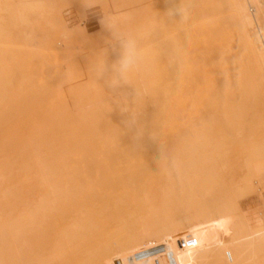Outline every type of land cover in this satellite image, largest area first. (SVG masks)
<instances>
[{
  "label": "rangeland",
  "instance_id": "1",
  "mask_svg": "<svg viewBox=\"0 0 264 264\" xmlns=\"http://www.w3.org/2000/svg\"><path fill=\"white\" fill-rule=\"evenodd\" d=\"M17 1L0 0V264H154L149 237L139 252L132 238L152 226L202 119L220 215L207 233L178 225L174 245L192 232L205 250L184 264H229L243 244L264 264V226L240 205L264 179V61L238 47L248 27L227 2L34 0L10 27Z\"/></svg>",
  "mask_w": 264,
  "mask_h": 264
},
{
  "label": "bare ground",
  "instance_id": "2",
  "mask_svg": "<svg viewBox=\"0 0 264 264\" xmlns=\"http://www.w3.org/2000/svg\"><path fill=\"white\" fill-rule=\"evenodd\" d=\"M225 1L234 12L233 21L238 25H245L248 27V29L245 32H242L239 36L237 40L238 47L245 52L246 56L250 60H258L257 62H259V60L264 61V18H262L264 14L262 11L263 0ZM33 2L34 0H18L15 2L13 5L14 15L13 20L10 23V27H17V23L19 21L18 14L26 10L31 11L33 9ZM8 8L9 6H5V9ZM165 55L167 56L169 54L166 52ZM255 72L264 73V67L255 69ZM134 87L136 88V86ZM109 89H112L111 91L113 94L119 92L118 86H111ZM95 122L98 123L100 120H96ZM201 123L203 127L200 129V137L199 135L196 137L195 134L189 133L187 140H184L186 150H178L180 158L177 159L174 157L171 162V178L169 179L168 187L164 192L163 200L161 205L155 208L151 213V221H153L152 226L142 229L132 238V241L135 244L133 251L139 252L144 250V247H146L142 245V239L144 237H149L148 239L150 240L151 246L147 249L156 252V257L158 258V261H155L154 264H179V260L175 261L165 254L162 255L164 251L172 253L182 250L185 251L186 256L180 261L181 264H184V262L187 261L185 259L193 257L194 253L201 255V253L205 250L202 248H195L192 238L194 234L191 235L192 232H190L191 234L185 238L183 245H174L175 231L178 225L187 224V226H190V230L194 233L198 230H203L204 233H207L206 229H210V225H212L210 222L220 215L221 208L218 205L214 194L216 182L212 179L214 177L213 171L203 165V163L207 164L209 161L208 157L204 156V151H202V148L207 147L208 144V141H204L203 138V136H205V133L203 132L206 129L204 119L201 120ZM97 136H101V134H97L96 137ZM117 144L119 145V143ZM85 146V144L81 143V147L85 148ZM193 155H198V159L194 160ZM56 169L57 168L51 164L47 165L45 167L46 174H44L43 178L48 180L47 178L50 176V173ZM251 171L253 173L254 167L251 168ZM188 174H192V179L188 177ZM257 177L259 178L260 175L253 174L247 181L248 185H253L255 178L257 179ZM51 188L54 191L53 193L56 194V188L53 186H51ZM198 195L199 198H197ZM50 199L51 196L43 198V203H46ZM204 217L210 224L208 223L199 228L200 226H198L195 222ZM27 218L28 220L32 219V216L27 214ZM28 220L27 223H29ZM74 228H76V226ZM246 233L247 235L251 234L248 231H246L245 234ZM68 235L76 236L77 231L75 230ZM244 242H251V240L247 238L244 239ZM210 249H214L216 251L219 250L220 247H215V245H213L210 246ZM251 250L252 247L249 248L245 244L237 246V249L235 250L236 253L233 256L234 260H231L229 264H253L252 255L247 253ZM137 262L138 264H150V262L146 259H139ZM112 263H115V261H112ZM119 264L122 263L120 262Z\"/></svg>",
  "mask_w": 264,
  "mask_h": 264
},
{
  "label": "crops",
  "instance_id": "3",
  "mask_svg": "<svg viewBox=\"0 0 264 264\" xmlns=\"http://www.w3.org/2000/svg\"><path fill=\"white\" fill-rule=\"evenodd\" d=\"M240 205L253 228L264 226V179L261 180L258 192L243 199Z\"/></svg>",
  "mask_w": 264,
  "mask_h": 264
},
{
  "label": "clouds",
  "instance_id": "4",
  "mask_svg": "<svg viewBox=\"0 0 264 264\" xmlns=\"http://www.w3.org/2000/svg\"><path fill=\"white\" fill-rule=\"evenodd\" d=\"M135 60H136V53L134 49L131 47V45H129L126 51L125 60L123 62L124 71L130 70L135 63Z\"/></svg>",
  "mask_w": 264,
  "mask_h": 264
}]
</instances>
